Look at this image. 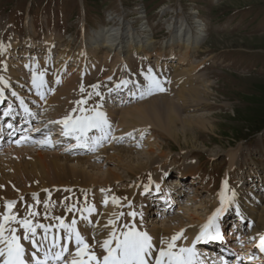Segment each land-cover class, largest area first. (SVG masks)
Returning <instances> with one entry per match:
<instances>
[{
	"label": "rangeland",
	"instance_id": "1",
	"mask_svg": "<svg viewBox=\"0 0 264 264\" xmlns=\"http://www.w3.org/2000/svg\"><path fill=\"white\" fill-rule=\"evenodd\" d=\"M124 29L127 31L124 49L128 50L130 43L131 47L139 48L141 43L138 41L142 40L146 42L149 55L142 60L133 55L129 62L117 63L118 54L114 51L109 63L98 66L100 62L91 54L97 49L94 46L99 47L108 39L115 38L109 35L107 39H103L101 33L120 32ZM192 34L199 37V46L191 61L184 65L174 63V60L166 61L164 57L167 51L186 50L183 43H187ZM15 42L20 48H13ZM31 42L42 43L43 47L39 44L42 48L27 50L26 53L24 45H30ZM64 48L73 53L71 59H66L60 53ZM78 55H85L83 69L79 67L74 70V76L71 75L78 86L66 87L57 81V75L51 67L48 68V63L50 66L54 63L63 64L65 69L71 71ZM166 62L174 65L163 66ZM38 63L46 64L44 75L48 71L54 73V78L47 80L49 85L46 91H49L45 94L46 101L51 100L50 107L43 106L39 110L34 109V106L39 107L38 104L34 105L39 99L38 94L35 95L37 87L33 83L34 78L37 79ZM39 67L42 71L40 64ZM149 74H154L166 90L145 94ZM80 75L84 76L81 78ZM0 77L12 81V89L16 90L13 92L15 95L11 92V96L14 100L17 99L16 102L20 103L21 100L18 99L21 97L31 106L32 111H37L33 130L44 123L60 121L66 114L75 119L85 112L79 110L84 108V103H88L85 107L89 110L87 115L98 108L112 116L117 127L119 123L120 126L126 124H121V118L131 117L127 114V109L134 106L139 108L141 104L150 101L168 100L169 104H176L178 110L171 124L164 126H168L169 131L149 120L138 126L127 124L121 128L127 129L123 132L131 133L128 136L132 139L123 136L121 141H117L109 135V140H103L95 148L96 152L89 154L101 156V161L95 160L93 163L98 165H86L82 169L86 171L87 177L93 176L89 178L95 177L94 179L101 181L96 175L103 176L108 171H115L122 176L120 180L106 179L108 184L102 180L100 185L111 187L101 188L103 191L95 186H86L83 180H77L69 183L71 188L66 189L70 191L67 195L56 188L57 178L53 172L50 179L36 175L31 179L32 182L27 181L19 170L14 169L13 163L17 158L6 150L12 147L19 150L25 148L27 153L18 162L20 165L23 162L24 165H30L38 157V153L49 155L51 148L47 144L40 145L36 142L18 146L9 143L0 151V170L5 169V177L16 179V185L12 181L7 184L9 188L0 187V222L3 215L8 214L6 202L15 201L12 214L23 218L30 210H34L38 215L29 217L33 224L48 223L47 225H53L49 229H56L55 217L72 214L78 220V211L97 200L104 207L113 206L123 219H127L131 211L127 204L133 202V211L142 215V225L147 230L159 226L179 229L183 219L185 227L188 226L189 213L195 215V222L199 219L208 220L210 204L217 201L216 193L223 189L227 176L232 181L231 190L239 193L245 210L249 211L248 206L253 202L258 204L259 210L264 207V125L260 131L254 130L264 123V0H0ZM3 79L0 80V86L4 83ZM121 81L130 83L120 84ZM43 83L47 85L46 82ZM118 84L119 88L116 87ZM93 85L97 87L93 88ZM2 86L9 90L6 84ZM97 92L99 95L95 94ZM56 95L60 99L54 102L51 97ZM30 97L35 98L33 100ZM70 97L72 104L76 100L81 102L73 112L69 111V105H72L69 103ZM116 129L118 128L114 132ZM151 131L154 135H151ZM92 134H96V131ZM39 137L41 136L34 140H41ZM64 143L69 146L70 140ZM148 148L154 149L155 164L149 157ZM121 149L128 151V159H124L126 162L136 166L139 162L149 161L147 167L136 168L128 174L115 155ZM233 149L240 150V154L239 163L236 161L235 167L231 169L230 152ZM79 154L73 155L84 156ZM70 165L80 169L75 161ZM164 165L169 166L166 174L168 181L172 177L177 178L176 173L180 169L192 173L194 177L186 178V183L190 188L194 187L192 194L195 202H185L183 200H187V195H180L176 203L163 207L166 200L163 202L157 197L159 193L155 191V183L165 171ZM175 167L179 169L176 170ZM257 171L260 172L259 177L253 176ZM247 174L250 176L247 177ZM64 179L71 182L77 178L69 173ZM137 179L138 186L133 188ZM17 180L22 185H18ZM141 185L148 193L141 192ZM33 193L37 194L36 197H33ZM116 194L118 198H122L119 203H103L106 198L109 202V195ZM257 195L259 199H256ZM37 199L40 201L38 204ZM67 204L75 205L76 208L69 212ZM30 205L32 209L29 208ZM232 224L227 223L228 230ZM247 224L248 222L244 224L246 229ZM7 227L17 229L16 235L21 237L25 248L27 244L32 246L23 239L24 229L19 224L11 222ZM40 231L42 229L37 228L38 241L41 239ZM93 236L97 241L99 235ZM232 245L230 249L233 250ZM241 264H247V261L242 259Z\"/></svg>",
	"mask_w": 264,
	"mask_h": 264
},
{
	"label": "bare ground",
	"instance_id": "2",
	"mask_svg": "<svg viewBox=\"0 0 264 264\" xmlns=\"http://www.w3.org/2000/svg\"><path fill=\"white\" fill-rule=\"evenodd\" d=\"M126 32L127 31L124 29V30H121L120 32L117 31V32L111 33L108 31H104L103 33H101L103 39H105V38L107 39L109 37V35L113 36L115 38L113 40L108 39L109 41L108 40H107V42L105 41L103 44L99 45V47L94 46V48H97V49H95L91 54H93V57L95 58L96 61L100 62L98 66H100L103 63H107L110 59V56L112 58V56L115 54L114 51L117 52V54H118V57L116 58L117 63H122L123 61L129 62V60L131 59V56H133V55L138 57L139 60L145 59V56L149 55V50H148V47L146 46V42H144L142 40L138 41V43H141L139 48L136 46L131 47V43L129 42L130 43L129 49L128 50L124 49V47L126 48V35H125ZM127 39H129V38H127ZM184 42H186V40H184ZM127 43H128V40H127ZM39 44L42 46V43H39ZM39 44H37L36 42H31L30 45H24V47H26L25 52L27 53L28 52L27 50L36 51L38 48H42L43 46L41 47ZM183 44H184V47L186 48L185 51H179L176 49H173V51H167L165 53V57H164L165 60L166 61L174 60V63L178 62L181 65L187 64L186 63L187 61L188 62L191 61L193 53H196L198 51L199 37L193 35L192 38L189 37L187 39V43H183ZM13 45H14L13 48L15 49L17 46V42L13 43ZM18 48H20L19 45L17 46V49ZM45 48H46V50H48L47 47H45ZM49 50H51V49H49ZM144 52H146V55L144 54ZM26 53H25V55H26ZM60 53L62 55H64L66 57V59H71V57L73 55V53H71V50L70 49L67 50V48L61 49ZM120 55H121V57H119ZM84 60H85V55H80V56L78 55L77 59L75 61L76 65L73 67V69L71 71L68 69H65L63 64L58 65V63L52 64L53 67L50 66V64L48 63V68L50 69V67H51L53 69V71H55V73L57 75V81L60 82V84H64L66 87L72 86V85L77 87L78 82L73 81L74 79H72V77L74 76L73 72H74V70H77V68H79V67H81V69H83L82 66L84 64ZM174 63L168 64V62H166V64H164L163 66L167 67L168 65H174ZM39 64H40V66H42V71H40L41 67H39ZM188 65H190V63ZM45 70H46V64L38 63V67L36 68V71L38 74H37L36 83L34 85L35 87H37L35 89V95L37 93L38 94L37 98L39 99V101L37 102L39 107L34 106L35 107L34 109H37V110H39L43 106L50 107V103H51V100L46 101L45 94H46V92L49 91V90L46 91L48 88V85H49L47 80L51 79L54 76V73H49V71H48L45 74L46 76L43 75V82H46L47 85L45 83L41 84L39 74L41 72H44ZM71 75H72V77H71ZM83 76L84 75H80L81 78ZM78 77H79V75H78ZM44 79H46V80L44 81ZM3 81H4L3 84H6V86L9 88V90H11V92H15L16 89H12L13 85L10 83L12 81L7 80V79L6 80L3 79ZM2 85L0 86V89H3V92L0 93V96H4V98L9 99V97L6 94L7 92L5 90V87ZM58 85H59V83H58ZM29 88L34 89V87H29ZM32 97H30V98L31 99L35 98V97L34 98H32ZM51 98L55 102V101H59L60 96L56 95V96H53ZM11 100H12V98H11ZM73 100H74V98H73ZM77 102H78V100H76V103L74 102L72 104V100L70 97L69 103H71L72 105H69V111L73 112V109L77 108V106H78ZM166 102L168 103V100H166L164 102L163 101L162 102L161 101L160 102L150 101V102H147L148 104L147 103L141 104L139 106V108H138V106L130 107L129 109H127V114L131 117L124 118V119L121 118V124L124 125L122 122H126V124L124 126H126L127 124H128V126H130V125L138 126V124L143 123L145 121L147 122V120H149L150 122L155 123V125L156 124L162 125L161 127H163L166 131H169L170 129L168 130V128H169L168 126L171 124L170 122H172L173 119L176 118L178 110H177L176 104H173V103L166 104ZM15 104H17V103H15ZM22 105H23V103H22ZM34 105H36V103H34ZM87 105H88V103H84L83 109H85V112L79 114V116L87 115V112L89 111V110H87V108H85ZM66 106L68 107V105H66ZM18 109H21V108L14 109L13 113L17 112ZM22 109H24V108H22ZM26 109H27V111H25V112L28 114H30V113H33V115L37 114V111H32L31 106L30 107L26 106ZM67 115L68 114H66V116ZM30 116H32V115H30ZM105 116H106L108 123L110 125V127L108 128V132H109V135H112V138L113 137L127 136V137L132 139L131 136H128L127 133L125 134L123 132V130H127V129L121 128L124 126H120V123H119V127H117L116 126V124H117L116 120L114 118H112V116H110V115L108 116L107 114H105ZM27 117L29 118V115H27ZM168 123H170V124L168 125ZM166 124L168 126L164 127ZM184 124H185V122H184ZM57 125L59 126V128L56 130H62L64 128L63 125L60 123H58ZM115 128H118V129H116V131L114 132ZM94 131H96V134H92V132H94ZM171 134L174 135L172 131H171ZM76 135H79V133H77ZM76 135H72V140L75 141V144L70 145V146L64 145V143H62V140H63L62 138H55L53 140L50 139V143H46L51 148L50 154L46 155V154L38 153L37 154L38 157L36 159H34L33 161H31L30 165H28V163H27V165H24L23 164L24 162L20 165L18 162V159L23 154L27 153L25 148L19 150V149H15L12 147V148H8L6 151L9 152L10 154L14 155V157L17 158V161L13 163V166L15 167L14 169H15V171L19 170V173H22L27 181H29V180L31 181V179L34 178L36 175H39L40 178H43V179H45V178L50 179L51 172H53L55 177L57 178V181L55 180L56 188L60 191H64L67 195H69L70 191H66V189L71 188L69 183H75V181H77V180H79V181L83 180V183L86 184V186H91V187L95 186V188L102 190L103 188L110 187V185H106V186L100 185L102 180H104L105 183L108 184L109 182L106 181V179L117 178L118 180H120L122 178V176H120V173H117L115 171H108V173L103 174V176L96 175V176H98V179L101 181H97L96 179H94L95 177L92 179L89 178V177H93V176L87 177L85 175L86 171H84L82 169L86 165H90V166L98 165L97 163H95V164L93 163L95 160H96V162L101 161V159H100L101 156H98L96 154H92V155H89V154L96 152L95 151L96 145L98 147L99 144H101L102 141L106 140V139H101L98 144L95 142V140L92 139L93 137L98 138V137H101L104 135V133H102L99 129L89 130L86 136L81 137L80 141H78L76 139ZM151 135H154V133L152 131H151ZM24 139H26V138H24ZM27 140H29V139L27 138ZM107 140H109V136H108ZM116 140L121 141L120 139H116ZM85 142L88 145L87 147L84 146ZM19 143H21V142H19ZM40 145H42V144H40ZM60 146H62V147L65 146L66 148H62ZM1 150H2V148H0V151ZM6 151H5V153H6ZM104 151L109 152L108 150H104ZM74 153L75 154L80 153L79 155H84V156H74L73 155ZM71 154H72V156H71ZM127 154H128V151L126 149H121L115 155L118 156L117 157L118 160L122 163V164H120V166L123 167L125 169V171H127L128 174L132 173L131 171H134L136 168L144 169L145 167H147V163L149 161L148 162H139L136 166L130 164L128 161L126 162V160H124V159L125 158L128 159ZM148 154H149V157H151L153 164H155L156 161H155V158L153 156L154 149L148 148ZM239 154H240V150L238 151L237 149L236 150L233 149L230 152L231 161H232L231 169L235 167L236 161L239 163ZM49 156H52V158H50ZM135 158H139V157H135ZM47 160H50V162L48 163ZM74 161L78 164V167L80 169H78L77 166L75 167L74 165H70ZM107 162H109L108 159H107ZM23 166H24V168H23ZM164 167H165V171L157 178L156 183H155V187H156L155 191H156V193H159L158 198L163 202L166 200L165 203H163V207L164 206L167 207V205L169 206L170 204L176 203V199H178L179 196L182 195V191H184V190H182V187L187 189L186 195L188 196V197L186 196L187 200L185 199L183 201L189 202V200H194V202H195L194 194H192L194 187L190 188V185H187V183H186V178L194 177L192 175V173L185 170V169H180V171L176 173L177 174L176 177L177 178L181 177V179H183L185 182H180V181L178 182L176 180L177 178H175V177H172L168 181L166 178V174L168 173L169 166L164 165ZM175 169L177 170L179 168L175 167ZM69 173H71L74 176V178L76 177L77 179L74 181H71V182L66 181V179H64V178L66 175H69ZM146 173H148V172H146ZM259 174H260V172L257 171L253 174V176L259 177ZM5 175H6L5 169L0 170V186H3V188H5V189L9 188L7 184H8V182H12V181L16 185V183H15L16 179H11V178L5 177ZM246 176L248 177L250 175L247 174ZM251 176H252V174H251ZM262 176H264V175H262ZM80 177L82 178L81 180H80ZM245 177H242V178L245 179ZM63 179H64V181H63ZM260 179H262V178H260ZM137 182H138V179L135 180V182L133 184V188H136V186H138ZM17 183H18V185H22L19 180H17ZM22 183H24V181ZM180 183H182V185H180ZM230 183L232 184V181L227 176L223 189L220 192L216 193L217 201L210 204L211 208H210L209 213H208L209 218H210L217 211V209L223 208V211L216 217V220H215V224H216L217 228L211 229V231H213V232L218 230L222 239L211 240V239H208V237H203L199 241H197L196 237L200 234L202 226L208 222L209 218L207 221H203V220L199 219L198 222H195L194 221L195 215H193L191 213H189V219H188L189 224L187 227H185L186 225H185V222L183 219L180 222L181 228H179V229H174L170 226H159V227H156L152 230H147L142 225V220H143L142 215H138L137 213H136L137 215H131V213H135L133 211V205H132L133 202H130L129 204H127L129 210H131L129 213V217L127 219H123L121 213L118 210H116L113 206L108 205V206L104 207L97 200H93L91 202H94V204H92V205L95 206L96 211L93 213H87V212H82L79 210L78 215L80 216V218H78V216H76L78 218L77 228L81 232V234L84 236L87 243L91 246V250L95 252L97 257H101V258L104 255H106V251L100 247V244L103 242V240H105L109 237V234L113 231V229H115L116 235L122 239L123 238L122 233L125 231H129L134 226L138 231L147 232L148 235L152 238V244H153L154 248L152 250V257L150 258L149 264H154L155 258L158 256V250L161 248H167V242L171 241V238L176 233H180L181 230H183L182 235L179 237V239H177L175 241L176 247L173 249V251H179V249L181 247H184V248L192 247V248H194L196 253L198 254L197 258L193 262L194 264H212V262H215V260H213V259L211 260L209 257H207V258L202 257L201 252L208 254L212 251V250L210 251V249L205 245L210 246L212 249L216 248L219 250V248H220V250H223V252H225L226 257H228V258L231 257V255H236V257H235L236 261H238V260L240 261L242 259H245L247 261V264H248V262H251L250 264H264V252H261L259 247H258L259 237L261 234H264V207L261 210H259L258 204L256 202H253V203H251V205L248 206L249 211L245 210L241 204L239 193H236L233 190H231ZM157 185H159V188H157ZM45 186H47V185H43V187H45ZM75 186L79 187L78 185H75ZM16 187H18V186H16ZM19 188L22 189L24 187H19ZM95 188H94V190H95ZM81 189H83V188H81ZM88 189H90V188H88ZM10 191H12V190H10ZM22 191H24V190H22ZM146 191L147 190L144 189V187L141 185V192H146ZM87 192H89V190ZM162 192H164V193L160 194ZM146 193H148V192H146ZM56 195H58V194H56ZM99 196L100 195L95 196V197H99ZM109 196H111V197L109 198L107 196L109 198L108 204L113 203L112 202L113 197L118 198V194H116L115 196H112V195H109ZM228 197H230L231 199H227ZM83 198L85 199V197H83ZM61 199H62V197H61ZM119 199L122 200V198H119ZM256 199H259L258 195H257ZM78 200H80V198ZM127 200H129V198ZM259 203H261V201H259ZM198 205H200V204H198ZM67 207H68V204H67ZM197 208H199V207H197ZM232 209H234L235 211H232ZM71 215L72 214H68L67 216L63 217L66 223L70 222L71 219L73 218ZM84 215H87L89 217V220L91 221V223H87L81 219V217ZM110 219L113 220L115 223L109 225L108 221ZM228 222L233 223L232 226L229 228V230L227 228ZM246 222H248L247 229H246V227H244V224ZM47 224L48 223H46V225ZM58 224H59V221H57L56 225H58ZM106 225H107V227H105ZM125 225H127V227H125ZM239 225H241V226L238 227ZM88 230H91V232L88 233ZM62 233H63V235H61ZM93 234L99 235L97 241H96L95 237L93 236ZM47 235H48V239L44 240L43 239L44 230L42 229V231H40V233H39V238H41L39 241H41L42 244L44 245L43 249L34 248L33 246L25 244L27 246V248H25V259L30 261V264H36V261L34 259H32V257H31L32 252H36L37 257L39 259H43L45 251H49V249H51V251H50V255H51L52 252L59 251L60 246H62L63 244H65L67 242L64 239V230L60 229L58 227H56V229H52V228H51V230L49 229ZM54 238L58 239L59 244L57 245V247L52 248V243L54 242ZM252 239H253V241H248V240H252ZM231 240H236L237 242L231 241ZM90 241H91V243H89ZM230 245H232L233 250H232V248L231 249L229 248ZM68 246H69V251L72 252L74 255L75 254V247H76L75 244L69 243ZM113 246H115V240H113ZM196 247H198L197 250H196ZM249 248H251V249H249ZM218 250H213V252L217 253ZM214 253H212V256L213 255L215 256ZM65 254L67 256V258H66L67 260L70 261L73 258L72 256H69L67 253H65ZM223 258H225V257H223ZM218 263H216V264H218ZM49 264H63V262L50 260ZM236 264H237V262H236Z\"/></svg>",
	"mask_w": 264,
	"mask_h": 264
},
{
	"label": "snow or ice",
	"instance_id": "3",
	"mask_svg": "<svg viewBox=\"0 0 264 264\" xmlns=\"http://www.w3.org/2000/svg\"><path fill=\"white\" fill-rule=\"evenodd\" d=\"M43 75L41 72L39 74L41 84L43 83ZM3 78L0 77V80ZM111 79V77H109ZM149 83L147 85V91L145 94H152L153 91H165L161 86L160 81L156 78L154 74H149L147 77ZM33 83H36V78H34ZM129 81H121L120 84H128ZM120 84L116 87L119 88ZM96 88V85L92 86ZM83 91V88L81 89ZM109 91H113L109 89ZM3 92V89H0V93ZM99 95V93H95ZM15 95V93H13ZM91 95V93L89 94ZM81 103V102H77ZM81 112H84L85 109L80 108ZM27 111V109H25ZM76 111V109H73ZM50 123H60L64 127V135H76L78 141L81 140V137L87 135L88 131L91 129H99L104 133L101 137H93L92 139L98 144L101 139H107L109 136L108 128L110 127L108 120L105 116V113L97 109L92 110L91 115H82L77 116L75 119L71 115L65 116L60 121H51ZM35 131L40 132L41 129H35ZM127 135H131L128 133ZM114 139H122V137H113ZM27 139V138H26ZM19 142V141H17ZM40 144L50 143L49 139L43 141H36ZM84 146L87 147V143H84ZM2 187V186H0ZM159 188V185H157ZM147 190V189H146ZM103 191V190H102ZM33 197H36V193L32 194ZM23 199V198H21ZM227 199H231L228 197ZM113 203H119V198L113 197ZM15 201H7L6 206L8 214L3 215L2 222H0V264H30V261L25 259V247L20 242L21 237L16 235V228L7 227L11 222L19 224L21 228L24 229L23 239L29 241L34 248L43 249L44 245L41 241L36 239L37 228L44 230L43 239H48V231L51 225H44L40 223L33 224V221L29 219L30 216L38 215L34 210H30L28 215L23 218H18L15 214H12V208L15 205ZM36 203H40L37 199ZM103 203L107 204L108 199L106 198ZM47 207V205H45ZM32 209V206H29ZM76 208L75 205L68 206L67 210L72 212ZM82 212L93 213L96 211L94 205H88L86 208L81 209ZM223 211V208L217 209L212 217L209 218L208 222L202 226L200 234L196 237V240L199 241L203 237H208L211 240L222 239L219 234V231H211V229H216L215 224L216 217ZM131 215H137L136 213H131ZM118 218V217H117ZM59 224L56 227L64 230V239L67 241L65 244L60 246L59 251L52 252L50 255L51 249L44 252L43 259H39L36 255V252L31 253L32 259L36 261V264H49L50 260L63 261V264H149L150 258L152 257V250L154 248L152 244V238L148 235L147 232L138 231L134 226L129 230L122 233V239L116 235L115 229L109 234V237L100 244V247L106 251V255L102 258L97 257L95 252L91 250V246L87 243L84 236L77 228V219L73 217L70 222H65L63 217H55ZM81 219L87 223H91L89 217L84 215ZM113 220H109L108 224H114ZM107 227V225L105 226ZM127 227V225H125ZM8 233L7 235L5 233ZM183 230L180 233H176L171 241L167 242V248H161L158 250V256L155 258L154 264H193L194 260L197 258L198 254L195 249L192 247L184 248L181 247L179 251H173L176 247L175 241L179 239L182 235ZM113 240H115V246H113ZM69 243L75 244V254L69 251ZM59 244L58 239L54 238L52 243V248L57 247ZM258 247L261 252H264V234H261L259 237ZM67 253L73 258L69 261L65 259L64 254Z\"/></svg>",
	"mask_w": 264,
	"mask_h": 264
},
{
	"label": "trees",
	"instance_id": "4",
	"mask_svg": "<svg viewBox=\"0 0 264 264\" xmlns=\"http://www.w3.org/2000/svg\"><path fill=\"white\" fill-rule=\"evenodd\" d=\"M264 125V123L260 126V127H257V128H255L254 130H255V132H258V131H260V129L262 128V126Z\"/></svg>",
	"mask_w": 264,
	"mask_h": 264
}]
</instances>
